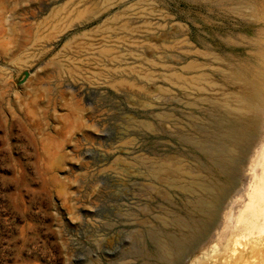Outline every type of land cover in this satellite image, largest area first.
I'll return each instance as SVG.
<instances>
[{
  "label": "rangeland",
  "instance_id": "374dc122",
  "mask_svg": "<svg viewBox=\"0 0 264 264\" xmlns=\"http://www.w3.org/2000/svg\"><path fill=\"white\" fill-rule=\"evenodd\" d=\"M259 28L197 0H0V264H264V106L223 173L202 144L241 90L203 60L206 91L169 81L195 59L164 49L249 61L222 38Z\"/></svg>",
  "mask_w": 264,
  "mask_h": 264
},
{
  "label": "bare ground",
  "instance_id": "6f19581e",
  "mask_svg": "<svg viewBox=\"0 0 264 264\" xmlns=\"http://www.w3.org/2000/svg\"><path fill=\"white\" fill-rule=\"evenodd\" d=\"M197 1L205 4H212L220 15L239 16L242 21H250L260 27L255 39H250L245 36H241L240 41L222 38L223 41L230 46H245L247 50L245 56L249 61L241 59L244 54L235 55L230 53V55L224 57L211 50H194V47L192 48V45L188 44L189 42L185 37L182 40L175 41L174 43H176V45H170L164 48L175 49L181 46L187 49L182 52L184 59H195L185 64V66L182 67L181 73H171L168 77L169 81L179 83L188 90L192 89L196 92L204 91L205 87L203 84L208 76V72L203 69L201 62H199L203 60L207 64L217 65V67H213L212 71L217 73L223 81L230 86L237 87L241 90V92L230 93L223 96L221 99L213 100L212 104L214 108L219 110L225 117L231 118L233 123L224 135H219V137L216 138L214 142H217V146H209L206 143L202 144L205 146L207 154L216 158L217 153H215V148H221L222 154L217 160L223 163L222 172L230 174L233 172H231L232 163L235 162L233 152L240 150V148L250 140L252 132L258 128L260 114L264 106V0ZM192 183L194 184V181H192ZM201 187L206 188L204 186ZM260 215L264 217V214L262 215L261 213ZM246 216H248L247 212Z\"/></svg>",
  "mask_w": 264,
  "mask_h": 264
}]
</instances>
